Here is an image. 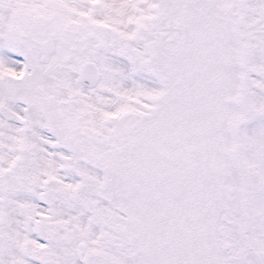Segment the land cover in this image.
I'll use <instances>...</instances> for the list:
<instances>
[{
    "label": "snow or ice",
    "instance_id": "snow-or-ice-1",
    "mask_svg": "<svg viewBox=\"0 0 264 264\" xmlns=\"http://www.w3.org/2000/svg\"><path fill=\"white\" fill-rule=\"evenodd\" d=\"M0 264H264V0H0Z\"/></svg>",
    "mask_w": 264,
    "mask_h": 264
}]
</instances>
